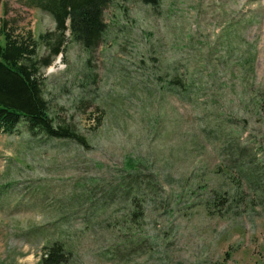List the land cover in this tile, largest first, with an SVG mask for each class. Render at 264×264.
Returning <instances> with one entry per match:
<instances>
[{"label":"rangeland","instance_id":"rangeland-1","mask_svg":"<svg viewBox=\"0 0 264 264\" xmlns=\"http://www.w3.org/2000/svg\"><path fill=\"white\" fill-rule=\"evenodd\" d=\"M95 52L0 0L37 43L51 119L0 134V264H264V0H112ZM58 39L61 52L54 55Z\"/></svg>","mask_w":264,"mask_h":264},{"label":"trees","instance_id":"trees-1","mask_svg":"<svg viewBox=\"0 0 264 264\" xmlns=\"http://www.w3.org/2000/svg\"><path fill=\"white\" fill-rule=\"evenodd\" d=\"M50 15L56 31L40 35L44 40L51 36L70 35L86 52H95L104 42L107 25L104 11L112 0H18ZM158 10L162 0H136ZM4 44L0 43V134H11L21 123L36 136L50 139H77L68 127L57 126L50 117L48 103L43 96L39 68L51 66L49 59L42 67L33 60L37 43L28 39H13L2 29ZM54 55L61 52L58 39ZM66 252L59 244L48 248L42 264H65Z\"/></svg>","mask_w":264,"mask_h":264}]
</instances>
